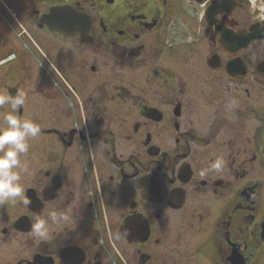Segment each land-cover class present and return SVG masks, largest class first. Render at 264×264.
I'll list each match as a JSON object with an SVG mask.
<instances>
[{
  "label": "flooded vegetation",
  "instance_id": "af4514ba",
  "mask_svg": "<svg viewBox=\"0 0 264 264\" xmlns=\"http://www.w3.org/2000/svg\"><path fill=\"white\" fill-rule=\"evenodd\" d=\"M231 2L0 0V94L41 127L0 264H264V22Z\"/></svg>",
  "mask_w": 264,
  "mask_h": 264
},
{
  "label": "clouds",
  "instance_id": "9594fccd",
  "mask_svg": "<svg viewBox=\"0 0 264 264\" xmlns=\"http://www.w3.org/2000/svg\"><path fill=\"white\" fill-rule=\"evenodd\" d=\"M250 9L254 11L257 21L264 22V0H249ZM26 95L18 90L16 95L0 94V107L9 105L2 114L0 124V204L6 202L22 203L25 207L31 200L25 195L22 173L27 172V163L22 158L29 152V139L41 134V127L31 119L22 118L16 113L25 104ZM223 165L222 159H217L212 167L219 170ZM201 175H205L202 171ZM46 216V218H44ZM69 212L51 210L42 212L32 224L31 233L38 239H45L48 234V222L53 225L69 222Z\"/></svg>",
  "mask_w": 264,
  "mask_h": 264
},
{
  "label": "water",
  "instance_id": "95a60500",
  "mask_svg": "<svg viewBox=\"0 0 264 264\" xmlns=\"http://www.w3.org/2000/svg\"><path fill=\"white\" fill-rule=\"evenodd\" d=\"M198 1H203V0H198ZM226 1V0H225ZM230 2H231V0H230ZM213 3H214V6H213V8L215 7V5H217L216 4V1H213ZM230 4V3H229ZM213 8H211V9H213ZM67 11V12H66ZM217 12V10H212L211 12H210V15H212V14H215ZM66 14V15H65ZM67 14H69V12H68V10L67 9H65L64 10V8H55V10L53 9L52 10V12H50V14L48 15L49 16V18L50 17H53V18H58V17H60V16H63V17H68L67 16ZM77 17H80L81 18V20H83V23L84 24H86V25H88L89 24V22L87 23V21H85V18L81 15H76ZM255 26H253V30H255ZM256 32V31H255ZM255 32H252L253 33V40H255V39H261V38H263L264 37V31L262 30L261 32L260 31H258V33L256 34ZM16 225H17V227L18 228H20V229H23V230H28L29 228H28V226H26L27 225V223H26V221H25V219L23 218V219H19L17 222H16Z\"/></svg>",
  "mask_w": 264,
  "mask_h": 264
},
{
  "label": "rangeland",
  "instance_id": "374dc122",
  "mask_svg": "<svg viewBox=\"0 0 264 264\" xmlns=\"http://www.w3.org/2000/svg\"><path fill=\"white\" fill-rule=\"evenodd\" d=\"M252 13H253V18H254V11ZM12 236H13V233H10L8 236L4 237L2 233L0 232V249L22 250V249L27 248L24 236H18L15 238ZM1 252L3 251H0V254Z\"/></svg>",
  "mask_w": 264,
  "mask_h": 264
}]
</instances>
